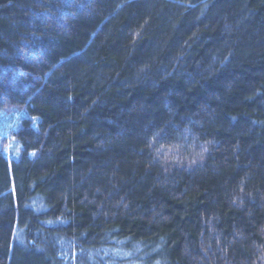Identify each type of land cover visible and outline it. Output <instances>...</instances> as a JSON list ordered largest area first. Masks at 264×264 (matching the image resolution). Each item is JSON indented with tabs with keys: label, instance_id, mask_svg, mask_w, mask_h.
Wrapping results in <instances>:
<instances>
[{
	"label": "trees",
	"instance_id": "1",
	"mask_svg": "<svg viewBox=\"0 0 264 264\" xmlns=\"http://www.w3.org/2000/svg\"><path fill=\"white\" fill-rule=\"evenodd\" d=\"M0 264H264V0H0Z\"/></svg>",
	"mask_w": 264,
	"mask_h": 264
},
{
	"label": "rangeland",
	"instance_id": "2",
	"mask_svg": "<svg viewBox=\"0 0 264 264\" xmlns=\"http://www.w3.org/2000/svg\"><path fill=\"white\" fill-rule=\"evenodd\" d=\"M5 136H6V138H9L8 135H5ZM11 141H13V140H11ZM9 146H10V144H9ZM9 146H6V147H5V149H4V153H5V152H6V153L9 152V148H8V151H7V147H9ZM6 153H5V154H6ZM9 154H10V153H8V154H6V155L9 156Z\"/></svg>",
	"mask_w": 264,
	"mask_h": 264
}]
</instances>
